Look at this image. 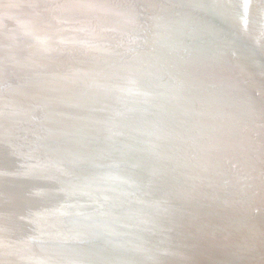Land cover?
<instances>
[{
    "label": "water",
    "instance_id": "water-1",
    "mask_svg": "<svg viewBox=\"0 0 264 264\" xmlns=\"http://www.w3.org/2000/svg\"><path fill=\"white\" fill-rule=\"evenodd\" d=\"M0 264H264V0H0Z\"/></svg>",
    "mask_w": 264,
    "mask_h": 264
}]
</instances>
